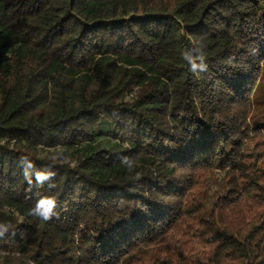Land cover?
Listing matches in <instances>:
<instances>
[{"label":"trees","instance_id":"16d2710c","mask_svg":"<svg viewBox=\"0 0 264 264\" xmlns=\"http://www.w3.org/2000/svg\"><path fill=\"white\" fill-rule=\"evenodd\" d=\"M0 225V264H264V0H0Z\"/></svg>","mask_w":264,"mask_h":264},{"label":"clouds","instance_id":"9594fccd","mask_svg":"<svg viewBox=\"0 0 264 264\" xmlns=\"http://www.w3.org/2000/svg\"><path fill=\"white\" fill-rule=\"evenodd\" d=\"M184 57H185V59H189L187 52L184 53ZM25 175L26 176L28 175L27 172L25 173ZM52 175H54V173L38 172L36 174L37 181L43 182L45 179H48ZM55 207H56L55 197L45 196V197H42L36 203L35 207L31 211H32V214H34V215H36V216H38L44 220H47V219H50L51 216L54 214ZM3 227H4L3 225H0V229H2Z\"/></svg>","mask_w":264,"mask_h":264}]
</instances>
